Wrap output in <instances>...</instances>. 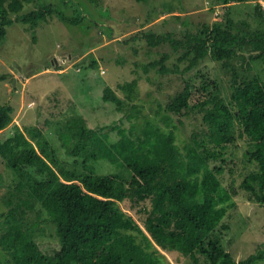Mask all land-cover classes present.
I'll return each mask as SVG.
<instances>
[{
    "label": "trees",
    "instance_id": "trees-1",
    "mask_svg": "<svg viewBox=\"0 0 264 264\" xmlns=\"http://www.w3.org/2000/svg\"><path fill=\"white\" fill-rule=\"evenodd\" d=\"M27 1L0 0V44L14 22L35 28L54 14L61 22L78 25L85 17L78 5L72 15L52 3L23 12ZM61 1L72 5L71 0ZM87 1L102 7L100 0ZM217 1L227 10L228 5L249 0ZM253 9L259 19L254 29L246 20H232L228 10L224 21L203 23L183 39H174L170 33H145L149 45L168 41L175 50L182 48L178 60L187 61L186 71L207 55L218 61L224 73L231 75L227 100L220 95L217 81L202 75L194 104H190L192 87L186 80L167 101L157 100L163 126L143 117L128 128L94 129L81 114L69 117L61 130L62 144L67 154L82 158L80 162L75 159L72 168L60 164L54 147L35 126L27 131L36 146L20 130L0 141V160L11 173V182L0 196L4 206L0 213L2 264H160L158 248L187 256L191 264L264 261L261 248L238 261L227 248L231 240H223L222 229L226 231L228 225L221 222L235 206L237 190L231 183L224 186L218 177L224 171L227 146L242 138L248 146L243 161L255 168L243 176L240 186L251 200L264 206V79L249 74L253 62L264 60V9L260 3ZM109 26L105 28L113 31ZM167 57L163 54L150 61L143 70L168 72ZM98 66V60L88 55L86 67L97 70ZM137 80L118 84L124 97L109 85L101 96L126 112L128 120L140 115ZM194 108L205 129L192 132L180 147L174 117L188 115ZM13 112L11 104L0 102V130L11 122ZM105 128L117 130L118 138L110 140ZM97 161H106L115 170L98 173L93 163ZM123 200L140 206L138 212L145 215L143 227L121 207ZM43 222L54 228L58 238L59 248L53 254L42 251L35 240Z\"/></svg>",
    "mask_w": 264,
    "mask_h": 264
},
{
    "label": "rangeland",
    "instance_id": "rangeland-1",
    "mask_svg": "<svg viewBox=\"0 0 264 264\" xmlns=\"http://www.w3.org/2000/svg\"><path fill=\"white\" fill-rule=\"evenodd\" d=\"M43 3L57 5L67 15H72L78 5V10L85 17L78 25L61 22L53 14L35 28L20 22L7 27L5 39L0 44V102L11 104L14 112L11 122L0 130V141L20 130L36 146L27 131L35 126L54 147L60 164L68 168H72L71 163L75 159L79 162L82 159L67 154L66 146L62 144L61 130L69 117L81 114L88 127L94 129L106 125L128 128L134 120L140 122L143 117L154 119L163 126L161 113L156 111L157 100L167 101L186 80L192 87V105L198 99L197 89L204 77L215 79L220 95L228 99L231 75L225 74L213 57L207 55L198 66L186 71L183 68L187 61L178 60L182 48L175 50L168 41L149 45L145 33H170L174 39H183L185 34L197 32L203 23L211 25L213 21H224L228 10L232 20H246L254 29L259 25V19L253 8L260 3L264 9V0L234 3L228 5L227 10L217 0H100V8L87 0H71L72 5L61 0H28L23 12L37 9ZM108 25V28L113 27V31L105 28ZM90 54L98 60L97 70L86 67ZM163 54L168 55L164 61L168 72L160 73L154 68L148 72L143 70L144 65L160 59ZM58 64L61 68L55 67ZM251 73L264 79V60L253 62ZM134 78L138 79V104L142 106L139 117L128 120L126 112L118 111L114 104L104 102L101 96L103 88L109 85L117 95L124 97L118 84ZM174 123L180 147L192 132L205 129L198 108L188 115L175 116ZM107 133L110 140L118 138L117 130H108ZM247 147L242 138L229 144L225 151L224 171L218 175L224 186L231 183L237 190L233 197L235 206L227 210L221 222L228 225L226 231L222 229L223 240H231V244L226 246L236 261L258 248L264 250V206L251 200L248 192L240 186L243 176L255 168L254 164L243 161ZM93 163L98 173L115 170L106 161ZM214 163L220 164L219 161ZM9 182L11 173L0 160V196ZM120 204L144 226L145 215L138 212L140 206L128 200ZM2 211L4 206L0 202V213ZM2 220L0 217V223ZM41 226L43 231L37 233L35 240L42 251L53 254L59 248L54 228L48 222ZM158 254L160 264H191L189 257L176 251L158 248ZM4 258L0 251V261ZM258 264H264V261Z\"/></svg>",
    "mask_w": 264,
    "mask_h": 264
}]
</instances>
